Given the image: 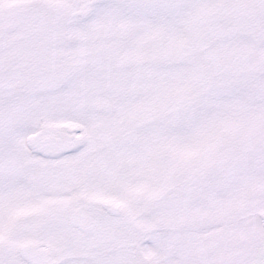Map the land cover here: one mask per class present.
Masks as SVG:
<instances>
[{
    "label": "snow or ice",
    "instance_id": "obj_1",
    "mask_svg": "<svg viewBox=\"0 0 264 264\" xmlns=\"http://www.w3.org/2000/svg\"><path fill=\"white\" fill-rule=\"evenodd\" d=\"M0 264H264V0H0Z\"/></svg>",
    "mask_w": 264,
    "mask_h": 264
}]
</instances>
